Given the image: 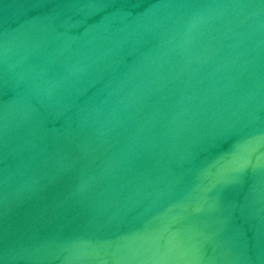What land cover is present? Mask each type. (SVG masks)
<instances>
[{
	"label": "water",
	"instance_id": "water-1",
	"mask_svg": "<svg viewBox=\"0 0 264 264\" xmlns=\"http://www.w3.org/2000/svg\"><path fill=\"white\" fill-rule=\"evenodd\" d=\"M0 264H264V0H0Z\"/></svg>",
	"mask_w": 264,
	"mask_h": 264
}]
</instances>
